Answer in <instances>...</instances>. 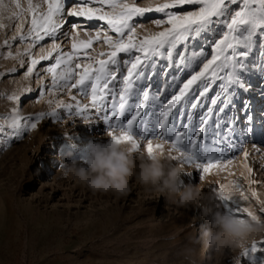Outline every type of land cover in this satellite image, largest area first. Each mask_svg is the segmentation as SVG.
Wrapping results in <instances>:
<instances>
[{
  "label": "rangeland",
  "instance_id": "rangeland-1",
  "mask_svg": "<svg viewBox=\"0 0 264 264\" xmlns=\"http://www.w3.org/2000/svg\"><path fill=\"white\" fill-rule=\"evenodd\" d=\"M121 2L155 7L172 0ZM241 2L237 0V4ZM17 3L20 8L16 7ZM31 3L38 6L34 7L38 16L47 12V0H31ZM28 5L29 0H0V24L3 25L0 27V264H264V230L251 236L245 247H229L222 253H214L195 242L200 226L211 219L202 214L204 208L228 211L241 218H248L247 213L251 212L264 220V48L261 47L264 34L261 30L257 29L253 36L251 48L236 46L235 74L239 83L227 85L224 91L220 85L226 83L225 80L208 76L192 85L169 114L170 125L174 123L180 132H184L186 126L189 139L197 140L199 156H211L214 161L223 157L221 166L207 174L192 163L190 177L184 181L185 175H181L184 184L199 186L200 198L195 205L180 207L166 205L163 196L135 181L131 182V190L126 195L92 192L60 173L62 151L72 150L80 157L90 143L106 142L110 132L120 136L121 125H126L135 115V107L144 102L145 108L133 128L141 145L135 151L147 154V143L151 140L153 152H162L180 167L185 164L184 157L171 149L174 136L160 134L159 112L211 59L215 42L227 31L225 22L230 21L229 12L214 17V22L199 35L193 33L175 47L166 45L161 55L145 61L137 70L143 75L133 76L128 103L120 114L118 108L113 112L112 101L115 98L118 103L123 77L127 75L130 62L140 53L135 50L118 53L117 63L109 64L116 79L109 83L104 100L92 107L90 81L86 82L84 92L80 88L69 91L71 83L78 78L73 74L72 80L59 81L53 88L52 76L46 69L53 66L60 55L72 51L73 25L77 40L87 41L91 37L93 43L90 48L81 50L79 58H73L72 68L76 63H92L95 67V61L89 58L107 59L110 51L103 34L107 33L113 40L119 37L105 21L67 16L68 11L80 5L65 0L64 12L53 18L62 27L52 36L45 35L43 40L35 41L29 35ZM88 6L101 7L96 2ZM103 7L110 11L106 5ZM199 7L183 5L165 11L183 15ZM228 8L231 14L239 10L237 5H228ZM156 20H166V16L153 11L133 18L137 40L170 27L166 23L157 26ZM96 32L101 33L99 40L94 38ZM53 43L58 48L47 60H41ZM242 52L248 54L239 55ZM32 59L39 63L31 76H26ZM241 63L243 68L239 67ZM64 67L61 65L57 72ZM231 71L233 66L229 64L219 76L226 77ZM205 86L208 91L200 96ZM145 91L149 94L147 101L143 98ZM13 94L18 96V101L9 99ZM217 94L220 99L213 105L211 101ZM73 96L76 100H72ZM61 102L72 104V110L61 106ZM77 102L82 108L89 107L77 114ZM192 104L197 107L193 108ZM105 114L113 119L105 122ZM37 116H41L38 121ZM116 116L120 124L115 123ZM201 117L207 123H202ZM17 119L20 120L19 138L14 127ZM145 122L148 123L147 134L141 139ZM31 123H36L35 129H31ZM25 125H28L26 130ZM96 132L100 136L95 138ZM188 143L189 140L184 141L182 151H187ZM156 145L163 147L156 148ZM244 152L248 153L247 157ZM221 189L230 196L229 201L220 199ZM245 209L247 211H243ZM254 244L255 253L251 251Z\"/></svg>",
  "mask_w": 264,
  "mask_h": 264
},
{
  "label": "snow or ice",
  "instance_id": "snow-or-ice-1",
  "mask_svg": "<svg viewBox=\"0 0 264 264\" xmlns=\"http://www.w3.org/2000/svg\"><path fill=\"white\" fill-rule=\"evenodd\" d=\"M73 3H79L80 6L72 8L71 11H68L66 14L69 17H84L88 21L99 20L105 21L109 26L112 32L116 33L119 38L113 40L111 36L107 33L103 34L104 43H106L110 49L107 53V59H96L95 57H90L89 59L94 60L96 66L93 67L92 63H76L75 68L70 67L73 58H79L81 50L90 48L93 43V38H89L87 41L77 40L78 33L75 32V25H73V37H72V51L60 55L56 59V63L48 67L46 71L52 76V86L55 88L59 81H70L73 78V74L78 78L75 79L74 83H71L69 91L72 88H80L82 92L85 91V85L87 81L91 82V106L97 107L98 102L104 100L106 89H108L109 83L116 79V75L113 71H110L109 64L115 65L117 63L116 57L118 53H130L133 50L140 53V55H135L134 59L130 62V66L127 68V75L123 77V89L120 92L119 100L113 98L112 101V110L115 112L117 108L119 113L123 114L125 106L128 103L129 94L133 88V76L134 74L143 75V72H137L139 68L144 64L145 61L150 60L153 56L161 55V49H164L166 45L169 47H175V45L182 41L186 40L191 34L195 33L199 35L201 31L207 28L208 25L212 24L214 17H221L225 15L226 12L230 14V21H226V28L222 37L215 42V45L212 49L211 59H208L203 67L190 79L184 83L183 87L179 89L177 95L172 96L171 100L168 101L166 105L163 106V110L159 112L158 127L160 129L161 135L174 136V139L171 143V149L176 150L184 157L187 163H195L196 168L201 169L203 173L207 174L214 167L221 166V157L220 159L213 160V157H202L197 154V140L189 139L187 134V127H184V132L177 131L175 129V124L169 123V114L172 112L173 108L188 94L192 85L197 81L206 79L208 76L212 78H219L225 80L226 83L220 85L221 89L226 91L227 85L232 83H239V77L235 74L236 67V57L238 55L236 51L237 45H243L245 48H251L253 36L256 35L257 29H260L262 34H264V0H242L240 4H237V0H172L171 3H163L156 5L155 7L149 5L147 7H138L135 3L121 2V0H72ZM96 2L101 7H89V3ZM258 6L253 8V4ZM107 6L110 11H105L103 6ZM183 5H199L197 11H186L185 14L179 15L174 14L171 11H165L166 9H175ZM228 5H237L239 10H235L234 14H231L229 11ZM17 8H20L19 3L16 4ZM34 7L29 0L28 12L31 13V29L29 35L34 37L35 41H40L44 39L45 35L52 36L56 33L59 28L62 27V24H58L54 21V16L60 15L64 12L65 9V0H47V12L42 16H38ZM158 12L164 13L166 20H156L155 23L157 26H160L164 23L170 25V27L165 28L163 31L153 32L149 35L144 36L142 39L137 40V30L133 26L132 21L134 17L143 16L148 12ZM0 27H3L0 24ZM247 33V35H244ZM126 37V38H125ZM96 40L101 38V33L96 32ZM7 43V42H6ZM264 48V45H261ZM58 48V45L53 43L51 49L47 54L40 57L41 60H47L52 51H55ZM231 50V54L229 51ZM247 52L239 53L241 56H246ZM11 55V53H9ZM104 55V53H101ZM171 51L168 52V56L171 57ZM264 55V52H262ZM181 62H183V57L181 56ZM39 63V60L32 59L31 66L27 68L26 76H31L34 68ZM229 64H232L233 71L228 72L226 77L219 76L221 71L228 68ZM65 65V67L57 72V69ZM239 67L243 68V64H239ZM75 69H80L79 72H76ZM68 87L67 84L64 85ZM242 86V85H241ZM30 91V89H28ZM208 91V88L205 86L204 90L200 92V96H203L205 92ZM44 93L41 92V96ZM148 92H143L144 101L148 100ZM10 100L18 101V96L13 94L9 97ZM220 99V95L217 94L215 99H212L211 103L215 105L217 100ZM72 100H76V97L73 96ZM61 106L66 107L69 110H72L73 105L67 104ZM89 107V105H84L83 108L80 106L79 102L76 104V113L79 114L83 109ZM192 107H197L196 104H192ZM144 102H140L135 107V115H132L131 119L127 121L126 125H121V135L119 137L113 135L111 132L109 135L112 136L117 142L125 141L131 143L133 150H138L141 145L133 134V128L137 121V117L140 116L141 112L144 110ZM17 109H13L15 112ZM107 112V109H104ZM212 109L209 108L208 112L211 113ZM43 114H41L42 116ZM52 115H55L53 112ZM37 116V121L41 118ZM113 117L104 115V121L107 122L112 120ZM189 123H191V117H188ZM202 123H207V120L204 117H201ZM115 123L120 124L119 117H115ZM36 123H31V129L36 128ZM14 127L16 129V137L20 136V120L17 119L14 122ZM25 130L28 128V125H25ZM145 133L148 128V123H144ZM198 136L199 133H196ZM189 140L187 145V151H182L181 146L184 145V141ZM156 148H161L162 145H156ZM147 153L151 155L153 153V144L151 140H148L147 143ZM244 156L247 157L248 153L244 152ZM206 159V163H201ZM251 171V169H249ZM255 196L256 193H253ZM220 199L227 202L231 198L224 194L223 189L220 191ZM227 207V204H226ZM231 211V209H229ZM240 211V210H237ZM243 211H247L246 209ZM249 217H253L254 214L248 212ZM264 246V245H262ZM252 252L257 251V246L254 244L251 248ZM244 255L247 256L248 252L245 250Z\"/></svg>",
  "mask_w": 264,
  "mask_h": 264
},
{
  "label": "clouds",
  "instance_id": "clouds-1",
  "mask_svg": "<svg viewBox=\"0 0 264 264\" xmlns=\"http://www.w3.org/2000/svg\"><path fill=\"white\" fill-rule=\"evenodd\" d=\"M119 137L118 135H115ZM60 173L85 185L92 192L126 195L135 181L146 190L158 193L180 207L195 205L200 198L198 185L184 184L182 168L173 164L162 152L151 155L133 150L131 143L117 142L109 135L104 143L92 142L87 151L77 157L72 150L62 151ZM202 214L211 217L200 226L197 244L222 253L229 247L246 246L251 236L264 230V220L257 216L241 218L228 211L202 209Z\"/></svg>",
  "mask_w": 264,
  "mask_h": 264
},
{
  "label": "bare ground",
  "instance_id": "bare-ground-1",
  "mask_svg": "<svg viewBox=\"0 0 264 264\" xmlns=\"http://www.w3.org/2000/svg\"><path fill=\"white\" fill-rule=\"evenodd\" d=\"M93 135H95L94 137L96 138V137H99L100 135H99V132H96V133H94ZM181 168H182V172H181V175L183 176V175H185V179H184V181H186V179L188 178V177H190V174H191V172H192V166H191V164H189V163H185V164H183L182 166H181Z\"/></svg>",
  "mask_w": 264,
  "mask_h": 264
}]
</instances>
